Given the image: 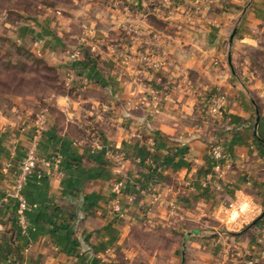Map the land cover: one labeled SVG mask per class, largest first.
<instances>
[{
	"label": "crops",
	"instance_id": "obj_1",
	"mask_svg": "<svg viewBox=\"0 0 264 264\" xmlns=\"http://www.w3.org/2000/svg\"><path fill=\"white\" fill-rule=\"evenodd\" d=\"M260 2L256 1V13L264 20ZM72 12L86 26L82 35L68 33L72 16L65 17L61 30L51 31L50 14L25 21L12 33L57 67L64 84L72 76L69 90L74 92H52L44 100L53 115L48 116L40 155L52 166L40 164L24 189L30 207L26 230L10 196L12 178L44 109L21 103L0 106V264H177L176 250L149 251L138 242L145 234L154 242L167 226L182 227L188 218L227 221L233 211L237 220L229 217L235 226H248L233 240L237 248L202 250L201 264H215L216 258L224 260L230 253L237 257L234 264H246L247 259L264 264V117L257 120L249 93L255 87L223 70L225 33L221 31L209 47L203 21L183 29L188 37V78L183 79L177 78L175 61L167 57H180L177 42L160 38L144 22L139 23L144 38L122 41L136 52L134 58L113 57L112 49L98 63L93 59L98 47L88 40L93 34L86 21H92L90 5L80 4ZM257 22L251 26L257 27ZM71 35L77 38L73 45ZM88 48L90 60L84 55ZM148 48L169 59L163 82L159 73L145 69L150 66L146 61L158 60L139 58ZM75 52L79 56L73 60ZM219 90L227 93L228 102L222 115L211 117L212 126L218 127L214 137L206 136L207 124L188 119L183 130L178 127L185 111L196 118L205 116L208 95ZM96 138L100 150L93 149ZM218 142L224 152L219 162L211 156ZM56 157L62 176L52 174ZM218 164L222 177L215 170ZM117 181L121 215L112 211ZM166 203L179 217L161 214ZM156 251L164 253L157 261Z\"/></svg>",
	"mask_w": 264,
	"mask_h": 264
},
{
	"label": "rangeland",
	"instance_id": "obj_2",
	"mask_svg": "<svg viewBox=\"0 0 264 264\" xmlns=\"http://www.w3.org/2000/svg\"><path fill=\"white\" fill-rule=\"evenodd\" d=\"M256 1H261L260 4L264 7V0H245L244 2L240 0H82L83 3L74 0H0V106L21 103L20 105L39 109L47 106L44 100L52 92L68 91L62 81L63 73L30 50L29 45L24 44L23 40L15 39L12 33L25 21L39 19V17L43 19L50 14L54 15L49 19L48 28L51 31L61 30L65 17L72 16L74 21L69 20L68 33L82 35L86 26L83 20L73 17L72 12L82 4L91 7L92 21H86L93 30V34L88 40L90 44L98 47L97 56L93 58L98 63L112 49L113 57L134 58L137 55L136 52L122 46L125 42L123 39L136 41V37L144 38L139 24L141 22L142 25L144 22L152 26L160 38L169 36L170 40L177 42L176 52L180 57L175 60L172 54L167 57L172 60L170 63L175 61L176 73L180 74L177 78L187 79L188 68L185 65L188 57V37L184 35L183 29L193 25L194 21H203L206 25L202 26V34L204 36L209 34L207 36L209 47L220 39L223 35L221 31H223L226 52L223 70L229 75H234L246 86L255 87L249 93L256 103L257 120L260 121L264 117V20L259 18L261 14L256 13L259 10L255 6ZM217 15L219 18H216ZM173 16L177 17L176 21L171 19ZM256 21L259 23L257 22V27L254 28L251 25H256ZM170 22L173 24L170 25ZM76 39V36L72 37L71 45L76 43ZM91 53L90 48L84 51L85 58L90 60ZM158 53L156 55L153 49L148 48L144 57L139 58L146 60L156 58L158 60L156 62L146 61L150 63V66L145 69L159 73L163 82L165 72L168 73L166 67L169 59H161ZM98 67L105 70V67ZM226 96L227 93L221 90L211 92L206 102L208 106L204 108L205 116L196 118L195 114L188 115L185 111L179 116L182 121L178 127L183 130V122L189 119L194 124H207L209 128L204 130L206 136L214 137L218 132L214 129L218 127L212 126L214 123L210 120L213 116L207 112V109L209 103L218 97L224 98L226 109L228 102ZM258 137L261 138V136ZM217 144L219 142L213 147ZM161 211V214L170 213L171 218L179 217L168 203L164 204ZM230 215L237 220L238 216L234 211L228 215L227 221L213 217H193L188 218V221L179 218L187 224L184 223L182 227L177 224L167 226L154 242H149L145 234L143 242L138 244L147 246L149 251L160 250L173 253L176 250L177 264H180V261L181 264H201L202 250L207 248L216 250L223 245H226V250L229 251L237 248L231 244L248 226H235V221L230 220ZM157 251L155 261L159 259L158 255L160 257L164 255ZM233 259L237 263V257L234 258L230 253L224 260L218 257L214 262L215 264H234ZM162 260L169 262V259ZM241 261H243L242 258Z\"/></svg>",
	"mask_w": 264,
	"mask_h": 264
},
{
	"label": "built area",
	"instance_id": "obj_3",
	"mask_svg": "<svg viewBox=\"0 0 264 264\" xmlns=\"http://www.w3.org/2000/svg\"><path fill=\"white\" fill-rule=\"evenodd\" d=\"M79 54L77 52L71 54V59H77ZM72 86V76L65 82V87L69 90ZM225 110V102L224 98H214L208 109L207 112L211 116H220ZM48 126V112L46 109L42 110L41 113L38 114L36 118V131L33 134L29 147L26 151V154L21 161L17 170L13 173V188L10 196L16 200L18 204V220L21 227L26 230L27 229V213L30 209L25 196H24V189L30 179L38 169L40 164H44L46 166H52L51 162L44 159L40 155V149L42 142L44 140V134L47 130ZM100 140L96 138L93 141V149L100 150L101 144ZM211 156L214 160L220 161L224 158V152L221 145H216L211 149ZM117 159H119L116 156ZM60 157H56L53 167L52 174L55 176H62L63 172L59 168ZM8 168V167H7ZM6 168V169H7ZM216 172H218L219 177H222V167L218 164L215 168ZM113 193L116 196V199L113 201L112 209L117 215H121V207L119 203V196L122 194L121 183L115 182L112 187ZM132 200V197H130ZM246 264H255L253 260H248Z\"/></svg>",
	"mask_w": 264,
	"mask_h": 264
},
{
	"label": "trees",
	"instance_id": "obj_4",
	"mask_svg": "<svg viewBox=\"0 0 264 264\" xmlns=\"http://www.w3.org/2000/svg\"><path fill=\"white\" fill-rule=\"evenodd\" d=\"M19 50H21V48H19ZM31 54L33 55V53H31ZM67 92L71 95L74 92V89L68 90ZM42 109H46L48 112V116L52 117L53 109L51 107L44 106V107H42Z\"/></svg>",
	"mask_w": 264,
	"mask_h": 264
},
{
	"label": "water",
	"instance_id": "obj_5",
	"mask_svg": "<svg viewBox=\"0 0 264 264\" xmlns=\"http://www.w3.org/2000/svg\"><path fill=\"white\" fill-rule=\"evenodd\" d=\"M255 223H257V221H256ZM255 223H254V224H255ZM254 224H253V225H254ZM253 225H252V226H253Z\"/></svg>",
	"mask_w": 264,
	"mask_h": 264
}]
</instances>
